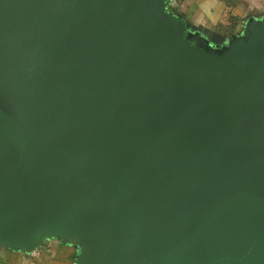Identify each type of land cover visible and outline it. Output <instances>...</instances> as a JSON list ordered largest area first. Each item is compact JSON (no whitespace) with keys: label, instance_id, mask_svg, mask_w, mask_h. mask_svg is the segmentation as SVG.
Returning a JSON list of instances; mask_svg holds the SVG:
<instances>
[{"label":"water","instance_id":"water-1","mask_svg":"<svg viewBox=\"0 0 264 264\" xmlns=\"http://www.w3.org/2000/svg\"><path fill=\"white\" fill-rule=\"evenodd\" d=\"M166 2L0 0V247L264 264V16L215 50Z\"/></svg>","mask_w":264,"mask_h":264},{"label":"rangeland","instance_id":"rangeland-1","mask_svg":"<svg viewBox=\"0 0 264 264\" xmlns=\"http://www.w3.org/2000/svg\"><path fill=\"white\" fill-rule=\"evenodd\" d=\"M195 1L200 5L187 23L183 24L185 32L186 34H198L206 39L215 50H222L238 37L244 36L248 24L264 16V9L256 10L244 0H233L231 5H226L225 8L222 5L213 7L208 0H172L169 4L166 3L164 12L181 20L191 10ZM58 242L63 244L62 241ZM71 244L76 246L80 253L82 245L80 243Z\"/></svg>","mask_w":264,"mask_h":264},{"label":"crops","instance_id":"crops-1","mask_svg":"<svg viewBox=\"0 0 264 264\" xmlns=\"http://www.w3.org/2000/svg\"><path fill=\"white\" fill-rule=\"evenodd\" d=\"M213 7L225 8L226 3L218 0H208ZM256 10L264 9V0H244ZM208 2V3H209ZM200 4L195 1L194 6ZM212 7V8H213ZM55 238L46 239L39 247L32 251L16 250L0 247V264H76L74 258L79 254L76 246L69 244L66 248Z\"/></svg>","mask_w":264,"mask_h":264},{"label":"trees","instance_id":"trees-1","mask_svg":"<svg viewBox=\"0 0 264 264\" xmlns=\"http://www.w3.org/2000/svg\"><path fill=\"white\" fill-rule=\"evenodd\" d=\"M171 1H172V0H167L166 3L169 4ZM218 1L223 2V3H226L227 6L231 5V3L233 2V0H218ZM197 7H198L197 5H195V6L193 5V6L190 8L191 10H189L188 14H187V15H184V18H182L180 21H181L183 24H186L187 21L191 18L193 12L196 11ZM55 239H56V238H55ZM59 244H61V243H59ZM61 245H63V246L65 247V246L67 245V243H66V244L63 243V244H61ZM67 246H68V245H67ZM67 246H66V248H67ZM79 254H80V253H79ZM79 254H78V255H79ZM78 255L75 256L74 261L76 260V257H77Z\"/></svg>","mask_w":264,"mask_h":264}]
</instances>
